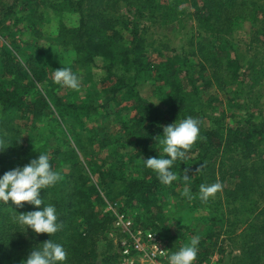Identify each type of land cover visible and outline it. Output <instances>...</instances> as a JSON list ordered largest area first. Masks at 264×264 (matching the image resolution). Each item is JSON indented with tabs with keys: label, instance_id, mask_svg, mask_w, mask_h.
<instances>
[{
	"label": "trees",
	"instance_id": "obj_1",
	"mask_svg": "<svg viewBox=\"0 0 264 264\" xmlns=\"http://www.w3.org/2000/svg\"><path fill=\"white\" fill-rule=\"evenodd\" d=\"M185 1L193 5L186 14L201 37L198 40L190 34L189 44L197 46L199 59L208 62L219 61L208 56L224 49L228 42L223 37L235 21L249 15L251 4L255 5L253 20L264 15V0L255 4L252 0H1L0 147L4 148L0 175L27 164L39 153L47 154L60 180L41 190V198L45 205L56 207L61 227L50 236L30 229L22 233L14 217L37 207L0 202V264H22L29 251L48 239L63 245L65 264H118L116 244L109 235L115 216L110 209L104 210V195L119 211L129 213L138 227L156 231L169 222L163 232L169 247L179 249L181 240L199 237L200 260L215 252L219 264H264V118L255 119L247 96L244 118L233 126L223 116L202 109L199 81L208 86L210 80L195 69L184 48L177 52L162 40L161 29L179 20ZM118 3L126 7V15L114 12ZM41 6L47 9L41 11ZM49 7L78 16L73 26L58 22L50 29L52 39L64 49L56 52L66 57L70 53L69 67L74 70L77 64L88 70L90 85L83 97L55 84L47 76V66L34 54L25 58L19 52L22 43L17 38L23 31L28 36L22 41L39 50L36 41L44 36L42 21ZM21 11L25 15L18 14ZM24 18L29 21L17 26ZM258 25L256 35L263 34L264 21ZM92 68L103 72L97 83L92 80ZM240 73L250 78L247 66ZM146 84L150 97L137 88ZM118 96L122 101L111 107ZM206 99L210 107L217 98L207 95ZM98 109L102 113L96 117ZM50 115L56 116L52 117L54 132L65 125L74 146L68 135L65 150L61 143L47 141L43 134L49 135L52 128H40L38 123ZM186 117L200 121L199 137L183 162L173 165L176 179L161 184L142 159L163 156L162 126ZM206 120L212 125L206 126ZM30 141L39 144L31 148ZM77 148L90 157L88 169ZM103 152L106 156L100 157ZM216 182L221 190L202 202L200 185ZM185 188H190L187 195ZM113 189H118L116 194ZM173 206L183 210L181 218ZM228 212L247 215L243 244L234 256L224 254L223 234L233 224ZM169 238L174 240L170 243Z\"/></svg>",
	"mask_w": 264,
	"mask_h": 264
},
{
	"label": "rangeland",
	"instance_id": "obj_2",
	"mask_svg": "<svg viewBox=\"0 0 264 264\" xmlns=\"http://www.w3.org/2000/svg\"><path fill=\"white\" fill-rule=\"evenodd\" d=\"M162 1L163 0H160V2ZM252 1L254 2V4L257 2V0ZM114 7L116 9L114 11L115 13L119 12L120 14H127L125 11L126 7L122 6V4L118 3ZM181 8L185 9V13L178 15L179 20L177 19L173 22H169L161 29L164 34L162 36V40L170 43L171 48L176 50L177 52H180V49L184 48L186 54L189 53L188 58L193 62V64H195V69L201 71V73L204 74L205 79L210 80V84L208 86H205L206 83L199 81V84L201 85V97L204 100L203 105L201 104L202 109L205 112H214L220 117L223 116L225 122L228 125L233 126L239 120L244 118V108L246 106L244 105L243 99L247 96V100L252 103L251 110L255 114V119L260 120V118H264V33L256 35V31H258L259 27L261 26L258 25V22L264 21V15H258V17L253 20L252 15L253 12H255V5L251 4L249 6V8L251 9L249 15L240 17L241 19L235 21L232 24L231 31L228 32V35L223 37L224 40L228 42L224 44V49H222V51L220 52L216 51L212 55L208 56V58H219V61L214 62L212 61L213 59H211L208 62L204 58L199 59L198 55L200 54V52L199 50H197V46L192 47L189 44L190 34H194L195 38H197L198 40L201 39V37L197 35V29L194 28L195 24L193 23V20L191 18L189 19V15L186 14V12L193 9V5L190 3V1H185L180 5L179 9ZM40 9L42 11L46 10L47 8L46 6H41ZM48 9L49 10L47 11L45 16L46 18H44V20L42 21L44 36L36 41L39 50L33 49L31 46H28L22 41L25 40L28 36V32L23 31L21 33V37L17 38V41L22 43L20 44L19 51L22 55H20L26 58L28 54H34L39 63L43 62L42 64L47 66V76L50 79H53V73L55 72L56 68L59 67L71 69L73 72L75 71L74 73L77 74L80 78V87L76 89V91L72 95L77 98L83 97L87 85H90V75L87 76L88 70L81 68V66L77 64L74 70L69 67V64L72 63L70 53L68 57H66V54V56H62L56 52L57 50L60 51L64 49L61 46L59 47V44H57L55 40L52 39L53 33H51L50 29L51 24L56 25V23L58 22L64 23L67 26H73L77 23L78 16L76 13H70L65 10L53 12L52 8L49 7ZM18 14H22L21 16L25 15L22 11ZM256 19H258L257 22L255 21ZM28 21L29 18L21 19L20 21H18L17 26H23ZM3 42V38L0 37V44H3ZM196 42L197 40L195 41V43ZM155 44H157V42ZM248 45L250 49L246 50ZM249 58H251L250 62ZM202 66L204 67L201 68ZM246 66L249 68L250 78H244L240 73V69H243ZM90 71L91 74H93L92 80L97 83L99 79L98 77L101 76L103 72L99 69L93 70V68ZM92 85L90 87H92ZM137 88L140 89L141 93L144 96L150 97V86L148 84L144 86H138ZM71 90L73 89H68V91ZM207 95H212L217 98L210 107H207ZM153 100L156 101L155 99ZM121 101L122 97L118 96L117 99L112 102L111 107H114ZM99 113H102L100 109H98V111H96L93 115L96 114V117H98L97 114ZM54 115L56 114L54 113ZM54 115H50L39 122L38 126L40 128H45L46 126L50 129L52 127L54 128L55 121H53L54 119L52 118ZM204 123L206 126L212 125V123L208 120H206ZM88 125L90 126L91 124L87 122V126ZM100 127L101 126H99L97 129L100 130ZM53 128L49 135L45 134L46 132H44L43 134L44 136H48L47 141H50L51 143L54 142L53 144L61 143V145H63L62 147L65 150L68 147L65 143V135H68L70 144L74 146L73 140L70 139V133L68 134L65 125L63 128L57 129L56 133L54 132L55 129ZM63 129L66 131V133L64 132V135ZM21 140L25 143L24 135L21 136ZM38 144L39 143L37 141H30L29 143L31 148L36 147ZM77 152L79 155V159L82 161V163L87 165L85 167L88 169V160L90 157H88V155L83 150H78V148ZM103 155L104 152L99 154L100 157H102ZM99 156L98 154L95 155L100 163L101 160ZM113 190L114 194H116V191H118V189ZM103 194L104 192L102 193V195ZM220 195L222 196V193ZM261 201L262 204H264V199ZM104 202V210H108L110 202L112 203V201L104 195ZM172 209L180 211L176 217L181 218V213L183 212V210H180V208H176L174 206ZM228 216L231 221H233V224L228 228L229 233L223 234V244L225 250L224 254H226L227 256H234L240 252V246H242L243 244L244 235L242 236L241 232L243 231V233H245V222L247 219V215H245L244 212H238L237 215L228 212ZM130 218L132 219V217ZM168 223L169 222L161 226L160 229L156 230V232L165 240L167 245L168 242L164 238L165 236H163V232L170 226V224ZM172 240L174 239H171L170 243L172 242ZM181 241L182 243L180 247L190 242L188 238ZM177 250L179 249L175 247V245L169 247V253ZM218 257L219 254L214 252L212 254H209L202 260L196 258L194 264H219L217 259Z\"/></svg>",
	"mask_w": 264,
	"mask_h": 264
},
{
	"label": "clouds",
	"instance_id": "obj_3",
	"mask_svg": "<svg viewBox=\"0 0 264 264\" xmlns=\"http://www.w3.org/2000/svg\"><path fill=\"white\" fill-rule=\"evenodd\" d=\"M55 84L64 88L76 90L80 87V78L71 69L59 67L53 73ZM200 134V121L186 117L179 122H172L162 126L159 143L162 145L163 156L142 159L144 167L153 171L161 184H171L176 175L172 171L173 165L179 160L183 162L186 152L190 150ZM4 147H0L2 150ZM60 180L59 174L53 170L47 154H40L30 159L27 164L17 166L0 175V202H11L16 207H23L22 202L36 206L37 210L22 212L14 217V222L22 226V233L29 229L34 234L46 233L49 236L59 231L57 209L52 204H44L41 190L54 186ZM189 180V175H184ZM222 185L219 182L201 184L199 199L207 202L213 198ZM190 188L184 189L187 195ZM42 206V207H41ZM199 237H193L190 242L179 250L165 253L167 264H194L197 258ZM67 253L63 245L48 239L38 248L29 251L22 264H65Z\"/></svg>",
	"mask_w": 264,
	"mask_h": 264
},
{
	"label": "built area",
	"instance_id": "obj_4",
	"mask_svg": "<svg viewBox=\"0 0 264 264\" xmlns=\"http://www.w3.org/2000/svg\"><path fill=\"white\" fill-rule=\"evenodd\" d=\"M109 209L115 216L109 235L116 244L118 264H167L160 253H169V247L156 231L136 226L116 204L110 203Z\"/></svg>",
	"mask_w": 264,
	"mask_h": 264
}]
</instances>
